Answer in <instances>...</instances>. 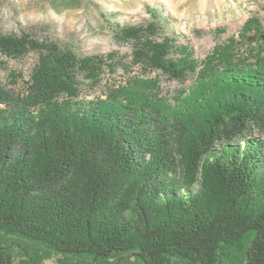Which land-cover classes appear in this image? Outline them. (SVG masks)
<instances>
[{
	"label": "trees",
	"instance_id": "obj_1",
	"mask_svg": "<svg viewBox=\"0 0 264 264\" xmlns=\"http://www.w3.org/2000/svg\"><path fill=\"white\" fill-rule=\"evenodd\" d=\"M150 14L106 15L130 60L0 33V56H36L22 89L0 81V264H15L10 237L75 264H217L242 244V264H264V28L249 20L258 41L199 61ZM133 66L193 84L169 99ZM120 68L125 79L83 95Z\"/></svg>",
	"mask_w": 264,
	"mask_h": 264
},
{
	"label": "rangeland",
	"instance_id": "obj_2",
	"mask_svg": "<svg viewBox=\"0 0 264 264\" xmlns=\"http://www.w3.org/2000/svg\"><path fill=\"white\" fill-rule=\"evenodd\" d=\"M151 8L160 10L167 31L174 33L180 44L188 45L199 61L206 59L217 45L231 39L244 43L258 41L255 30L244 31L249 20L257 18L264 28V0H0V33L28 31L40 39L58 41L80 55L116 52L130 60V46L114 40L106 15L122 24H140L151 19ZM35 59L33 53L19 60L0 56V81L22 89ZM131 70L133 75L157 79L162 95L169 99L191 87L194 80L193 76L185 82L171 80L160 71L145 72L140 66H133ZM11 72L24 77H18L12 84ZM126 75L122 68L107 74L101 86L84 87L83 95L88 98L101 95L107 83L122 81ZM7 244L15 264H32L31 257L42 259L45 264L78 261H63L59 255L26 240L10 237ZM245 257L246 244H242L227 249L217 264H242ZM111 264L143 263L132 257L120 263L113 259Z\"/></svg>",
	"mask_w": 264,
	"mask_h": 264
}]
</instances>
